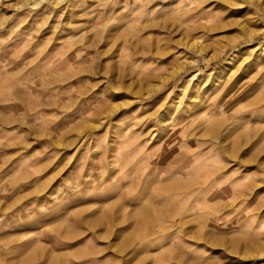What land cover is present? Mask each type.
<instances>
[{"label": "rangeland", "instance_id": "rangeland-1", "mask_svg": "<svg viewBox=\"0 0 264 264\" xmlns=\"http://www.w3.org/2000/svg\"><path fill=\"white\" fill-rule=\"evenodd\" d=\"M0 264H264V0H0Z\"/></svg>", "mask_w": 264, "mask_h": 264}, {"label": "bare ground", "instance_id": "bare-ground-1", "mask_svg": "<svg viewBox=\"0 0 264 264\" xmlns=\"http://www.w3.org/2000/svg\"><path fill=\"white\" fill-rule=\"evenodd\" d=\"M216 220H218L219 218L217 217V218H215Z\"/></svg>", "mask_w": 264, "mask_h": 264}]
</instances>
